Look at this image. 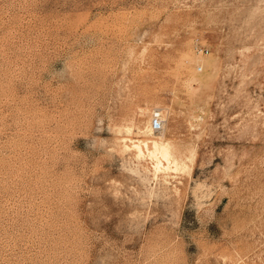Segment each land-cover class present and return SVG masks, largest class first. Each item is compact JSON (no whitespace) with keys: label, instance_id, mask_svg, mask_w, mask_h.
Instances as JSON below:
<instances>
[{"label":"rangeland","instance_id":"obj_1","mask_svg":"<svg viewBox=\"0 0 264 264\" xmlns=\"http://www.w3.org/2000/svg\"><path fill=\"white\" fill-rule=\"evenodd\" d=\"M0 264H264V0H0Z\"/></svg>","mask_w":264,"mask_h":264},{"label":"bare ground","instance_id":"obj_2","mask_svg":"<svg viewBox=\"0 0 264 264\" xmlns=\"http://www.w3.org/2000/svg\"><path fill=\"white\" fill-rule=\"evenodd\" d=\"M147 129H149V127ZM149 131H150V129H149ZM152 149L153 150L150 152V154L156 156L155 158H157V160H158V162H157L158 166L161 165V160H164L166 162L169 161V157L171 155V152H170L171 150H170V148H169V146L167 144H161V143L158 144L155 141L153 143V148Z\"/></svg>","mask_w":264,"mask_h":264},{"label":"built area","instance_id":"obj_3","mask_svg":"<svg viewBox=\"0 0 264 264\" xmlns=\"http://www.w3.org/2000/svg\"><path fill=\"white\" fill-rule=\"evenodd\" d=\"M151 128L156 132H158L161 129L159 113L153 115V119L151 121Z\"/></svg>","mask_w":264,"mask_h":264}]
</instances>
